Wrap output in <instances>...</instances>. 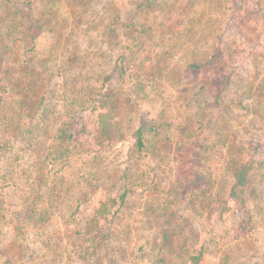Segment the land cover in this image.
Returning a JSON list of instances; mask_svg holds the SVG:
<instances>
[{
	"label": "rangeland",
	"instance_id": "1",
	"mask_svg": "<svg viewBox=\"0 0 264 264\" xmlns=\"http://www.w3.org/2000/svg\"><path fill=\"white\" fill-rule=\"evenodd\" d=\"M261 2L260 11L256 0H61L52 10L43 1L11 8L26 24L47 21L34 53L13 52L18 71L41 75L43 83H29L37 82L38 114H45L35 121L40 142L29 151L17 143L0 162V264H194L199 255L198 264H264V166L243 187L234 185L239 160L263 156ZM121 54L147 74L139 93L112 75L119 141L102 148L84 135L87 156L52 166L46 153L58 146L54 137L66 125L80 132L93 123L88 112L70 119L64 105L98 75L116 71ZM139 127L154 128L152 148L141 153L133 147ZM14 174L41 180L37 206L50 219L28 221V194L2 180ZM127 188L110 237L97 245L101 239L89 234L94 210Z\"/></svg>",
	"mask_w": 264,
	"mask_h": 264
},
{
	"label": "trees",
	"instance_id": "2",
	"mask_svg": "<svg viewBox=\"0 0 264 264\" xmlns=\"http://www.w3.org/2000/svg\"><path fill=\"white\" fill-rule=\"evenodd\" d=\"M45 2L52 10L54 5L61 0H0V5L5 9V17H0V162L8 157L16 148L17 143L24 151L32 150L39 142L43 133L42 128L35 123L36 120L44 118L45 112L38 114L39 103L36 105L38 90L29 82L34 78L40 83L43 80L39 78L41 75L34 76L33 68L31 70H17V53L13 52L18 49L23 54L31 55L34 53L37 38L40 31H44V25L47 21L37 22L32 20L28 24L14 17L11 11L15 6L32 7L38 2ZM256 10L262 9L261 0H256ZM48 10L44 15V19L48 16ZM257 12V11H256ZM110 27V26H108ZM142 27V26H141ZM113 29V28H111ZM12 57L10 58V56ZM130 56V54H129ZM134 57V56H133ZM126 54H121L119 64H115L114 69L107 75H98L88 85L91 88L86 89L81 98L68 101L64 105L65 115L72 119L76 113L88 112L93 123L84 127L77 132L72 126L66 125L65 130H61V135L54 137V142L58 143L57 147L48 149L46 157L52 156V166L62 164L69 167L73 163V158L82 155L87 156V151L82 146V137L96 136L101 143V147L105 148V144L111 145L119 141V128L115 121L116 118V97L115 92H111L110 85L112 75L118 74V79L123 86L130 83V88L135 87V92L139 93L144 90L143 81L146 72L135 70L136 68L129 64ZM126 60L128 62H126ZM28 68L31 64L30 56L25 61ZM24 64V62H22ZM194 68H200L197 65ZM27 79L29 81H27ZM43 97L45 95L43 94ZM42 97V98H43ZM41 103V102H40ZM74 112V113H73ZM154 128L149 127L146 131L143 127H139L134 133L133 147L137 153L147 151L152 148L149 137ZM53 140V138H52ZM51 140V142H52ZM263 156H253L241 158L237 169L234 172V185L238 188L243 187L248 179L255 175L264 166V138L262 140ZM9 154L7 157L6 155ZM30 179V177H28ZM28 178L19 180L17 174L3 177L2 180L7 181L13 188L24 191L28 196L24 199V212L28 221H47L51 218V212L46 208H39L37 203L40 201L37 188L38 180L29 181ZM51 193V191H49ZM33 194V196H31ZM130 194V188L125 189L121 194L115 197H108L104 201L99 202L97 208L93 212L92 219L89 224V234L91 238H100L97 245L105 241L111 235L109 225L114 215L125 204L127 196ZM201 255L193 257L194 264H198Z\"/></svg>",
	"mask_w": 264,
	"mask_h": 264
}]
</instances>
